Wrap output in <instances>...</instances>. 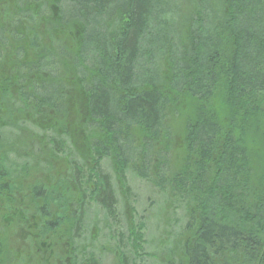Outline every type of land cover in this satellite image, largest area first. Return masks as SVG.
Wrapping results in <instances>:
<instances>
[{
    "label": "trees",
    "instance_id": "obj_1",
    "mask_svg": "<svg viewBox=\"0 0 264 264\" xmlns=\"http://www.w3.org/2000/svg\"><path fill=\"white\" fill-rule=\"evenodd\" d=\"M16 6L21 19L30 15L7 27L9 36L24 40V51L16 45L0 63V108L10 117L5 124L0 116V264H11L10 218L19 213L34 218L37 239L29 245L63 235L79 250L78 264L82 175L97 178L100 185L88 192L106 213L111 196L108 182L99 181L98 154L110 159L122 187L128 163L141 179L149 169L156 178L173 148L170 108L189 111L182 165L168 185L157 177L154 186L188 207L164 264H264V169L259 177L250 162L255 136L264 151V0H17ZM49 31L74 41L77 88L55 80L41 58ZM23 52L26 62L16 57ZM13 101L21 103L18 110ZM68 106L78 116H69ZM49 110L60 115L34 119ZM35 127L38 133L30 131ZM85 127L103 135L99 144L77 131ZM61 148L71 156L59 187L34 181L41 171L52 174L56 162L47 153ZM74 176L81 180L73 187Z\"/></svg>",
    "mask_w": 264,
    "mask_h": 264
},
{
    "label": "rangeland",
    "instance_id": "obj_2",
    "mask_svg": "<svg viewBox=\"0 0 264 264\" xmlns=\"http://www.w3.org/2000/svg\"><path fill=\"white\" fill-rule=\"evenodd\" d=\"M34 2L30 3L29 10H36L38 1ZM16 4L17 0H0V52L2 54L0 63L2 64L6 63V58L11 56V53L16 45H18L20 50L25 48L23 43L24 40L21 37H13V34L11 35L12 37L8 35L9 31L7 27L13 21L17 24L20 23V21L25 23L27 14L30 15L32 12L30 10V14H25L21 19V17L17 14L18 12H16L15 8L18 7ZM27 4L28 3L21 5L20 8L27 7ZM48 5L50 6L48 11L50 9L51 11L45 12L44 16L47 14L50 20V18H52V13L54 17V12H52L53 4L49 3ZM42 17L36 24V26H39V30L41 31L43 24H45V22H42ZM3 21L5 24L2 23ZM66 24H68V22ZM1 25H3V27ZM49 26L54 27L51 23ZM13 32L14 29L12 28V33ZM44 34L45 35L43 36L44 38L42 41L44 46L40 44L39 48L41 50L39 52L41 58H44V62H46V64L50 63V65L47 66V69L51 71V75L55 80H64L63 84L67 89H73L74 87L77 88V81L73 77V72L71 71L73 69L72 55L74 50L72 47H74V41H68L64 38L66 34H61L58 31L44 32ZM50 56H52V58L47 63V57ZM16 57L17 59L22 58V62H26L25 59L29 58V56L25 55L24 52L23 54H16ZM7 62L10 63V61ZM30 66L33 65L29 64L26 66V69L30 68ZM32 103L35 102L30 101V105ZM20 104L21 103L18 101H13V104L10 103L9 105L15 106L12 109L17 108L18 110ZM3 110L4 108H0V116H3L2 120L6 124V122H9L7 119L10 117L6 116L3 113ZM173 110L174 109L171 110V108L168 110L166 118L171 134V143L173 148L169 153L165 154V164H161V166H164L163 172L157 175L159 179H162V177L165 179L166 185L169 183V180H167L169 175L172 172L177 173L179 166L182 165L181 153L183 151V145L185 144V132L183 131V126L187 122V114L189 112L187 108H183L181 111L176 113H174ZM36 112L37 109H35V113ZM34 114H29L28 117H33ZM54 114L58 113L50 110L44 111L42 114L34 117V119H38L39 116L54 117ZM67 114L74 117L77 115V110L75 107L68 106ZM35 129L36 127L30 131L38 133ZM77 131L82 132V135L83 133L86 134L88 141L92 140V142H95L96 138V142L98 144L103 138V135L101 133L99 134L96 128L85 127V129H78ZM26 134L27 133L24 132L23 137L21 138L24 139ZM16 135L19 134L16 133L12 137L11 141L17 138ZM255 137V142L251 145L252 152L250 153V162L253 170H255L260 177V170L262 168L264 169V151L259 141V137ZM82 145L84 146V144ZM13 148L15 147L13 146ZM97 151H100L99 147ZM47 154L54 155L53 160L56 162L54 168L56 169L52 171V174L51 172H39L35 175L36 180L34 181L38 180L40 182H45L46 185L55 189L59 187V183L57 182L60 180V177L66 175V167L64 165L67 161L65 160L68 158L66 156H71V151L69 149L61 148L59 150L48 152ZM98 156L99 168L96 171L99 176L100 183L101 179L108 182L111 200L108 204L109 209L106 213V209L104 210L99 203L101 201H92L91 195L88 192L91 186L96 189L100 185L97 178L89 173V178L85 180L86 174L82 175L81 186L85 194L84 196L83 194L81 196V199L84 200V204L80 211L82 229H79L80 237L78 245L79 248H81V254L78 264L81 262H92V264H164L168 262V258L172 257L174 254L166 253L169 249L173 251L175 245H177V230L178 227H180L179 225L182 226L181 221H184L186 218L185 211L188 206H185V202L175 197L167 195L165 198L164 195L160 194L154 186L155 181L159 184L160 180H156L157 177H154L150 169L143 173V176L146 174L144 177L145 179H141L142 175L139 177L138 173H132V166L128 163V166L125 167V171L123 173L124 187H122L117 183L116 170L110 159L107 157L102 158L99 154ZM132 161L135 160L133 159ZM161 166L160 168H162ZM50 174L53 178L49 176ZM80 180L81 178L74 176L71 185L76 184L78 186ZM76 185L72 186L74 187ZM235 189H237V187ZM42 203H45V200H42ZM2 221L3 219L0 218V237L5 236L2 232V229H5L2 227ZM89 232L90 237L88 234ZM21 241H18L17 244L16 241H14L16 248L19 251L25 249L27 245V242L23 240ZM131 241L135 244L133 248ZM15 264H25V262L22 260Z\"/></svg>",
    "mask_w": 264,
    "mask_h": 264
},
{
    "label": "flooded vegetation",
    "instance_id": "obj_3",
    "mask_svg": "<svg viewBox=\"0 0 264 264\" xmlns=\"http://www.w3.org/2000/svg\"><path fill=\"white\" fill-rule=\"evenodd\" d=\"M31 216L29 213L25 215L19 213V215L10 218L14 227L12 232L15 233V237L13 236L10 241H16V244L21 240L27 242L25 249L22 251L17 250L16 245L7 247L9 252L13 253L9 257L10 262L15 264L24 260L25 264H74L76 253L79 250H74L63 238V235L59 234L58 237H53L56 241L47 239L45 242H39L33 246L29 245V240L37 239V234L34 235V227L32 225L34 218ZM59 216L63 215L59 214ZM18 234H20V237ZM42 240H46L45 235L42 236Z\"/></svg>",
    "mask_w": 264,
    "mask_h": 264
}]
</instances>
